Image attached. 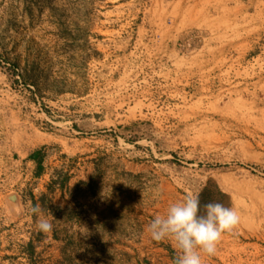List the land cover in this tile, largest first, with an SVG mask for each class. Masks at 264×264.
<instances>
[{
	"label": "rangeland",
	"instance_id": "rangeland-1",
	"mask_svg": "<svg viewBox=\"0 0 264 264\" xmlns=\"http://www.w3.org/2000/svg\"><path fill=\"white\" fill-rule=\"evenodd\" d=\"M210 179L204 264H264V0H0V264H175L147 225Z\"/></svg>",
	"mask_w": 264,
	"mask_h": 264
},
{
	"label": "clouds",
	"instance_id": "clouds-1",
	"mask_svg": "<svg viewBox=\"0 0 264 264\" xmlns=\"http://www.w3.org/2000/svg\"><path fill=\"white\" fill-rule=\"evenodd\" d=\"M38 216L37 229L42 233L53 230L51 221L39 206L31 209ZM238 212L222 203L201 205L199 194L186 193L172 203L163 215H156L146 231L153 241H169L177 252L175 264H204L205 256H212L226 233L239 224Z\"/></svg>",
	"mask_w": 264,
	"mask_h": 264
},
{
	"label": "trees",
	"instance_id": "trees-1",
	"mask_svg": "<svg viewBox=\"0 0 264 264\" xmlns=\"http://www.w3.org/2000/svg\"><path fill=\"white\" fill-rule=\"evenodd\" d=\"M16 67V66H15ZM17 72L14 70V74ZM25 78V77H24ZM31 160L38 164L39 174L43 171L44 154L41 151L35 152ZM201 205L206 203H222L225 207H232L231 197L225 193L214 180H208L199 192Z\"/></svg>",
	"mask_w": 264,
	"mask_h": 264
}]
</instances>
